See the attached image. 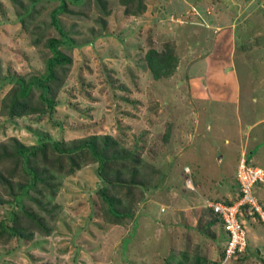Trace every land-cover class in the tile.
I'll list each match as a JSON object with an SVG mask.
<instances>
[{
  "label": "rangeland",
  "instance_id": "rangeland-1",
  "mask_svg": "<svg viewBox=\"0 0 264 264\" xmlns=\"http://www.w3.org/2000/svg\"><path fill=\"white\" fill-rule=\"evenodd\" d=\"M145 4L138 18L111 5L102 34L93 14L81 21L66 17L76 45L62 47L73 64L54 114L0 115V142L15 137L31 146L112 135L159 172L158 188L137 206L134 222L108 225L98 216V164H90L64 179L53 235L30 246L14 240L0 247V264H179L184 253L218 264L264 263V226L255 214L242 216L246 251L225 259L217 236L222 228L214 226L213 238L198 229L208 217L206 199L238 194L241 156L248 153L250 164L264 169V0ZM34 36L10 1L0 0V107L19 78L46 70L49 50L35 46ZM166 44L178 67L172 77L155 80L142 58ZM188 177L197 182L187 183ZM257 192L264 202V186ZM260 216L264 221L263 210Z\"/></svg>",
  "mask_w": 264,
  "mask_h": 264
},
{
  "label": "trees",
  "instance_id": "trees-1",
  "mask_svg": "<svg viewBox=\"0 0 264 264\" xmlns=\"http://www.w3.org/2000/svg\"><path fill=\"white\" fill-rule=\"evenodd\" d=\"M9 1L18 13L22 27L26 30L33 28V44L37 47L42 45L50 53L45 57L44 73L28 79L19 78L2 100L0 115L12 119L54 114L57 96L73 64L71 56L62 47L71 49L76 45V41L70 36L75 26L67 31L64 24L66 17L81 21L93 14L96 26L102 34L113 14L111 5L116 4L123 8L128 17L138 18L146 10L145 0ZM49 6L52 7L50 11ZM50 29H54L59 37L47 36L50 35ZM142 60L155 80L172 77L178 67L177 54L169 44L164 49L150 47ZM170 128L171 125L165 135L166 140L169 139ZM247 157L248 153H245L241 160L243 158L248 166L261 168L250 164ZM90 164H98V176L102 180V187L96 192L98 216L104 223L112 226L134 222L137 208L146 200L147 193L153 187L158 188L154 182L159 181V172L142 162L137 148L126 147L122 140L112 135H93L70 142L48 139L31 146L15 137L0 142V247L9 246L14 240L30 246L38 237H51L60 217L59 205L55 200L62 190L64 179L77 174ZM185 173L189 174L187 171ZM235 177L238 194L234 198L213 197L206 199V203H222L226 206L237 203L244 193L240 189L237 172ZM193 180L195 179L188 177L187 183ZM263 186L264 183H257L252 193L264 212V202L257 192ZM164 188L161 186L162 190ZM207 209V220L202 216L198 229L213 238V233H216L214 226L219 225L222 229L217 236L226 243L229 237L223 220L212 208L207 206ZM250 213L255 214L260 225L264 226L261 213L251 204L240 208L239 220L242 224V216L247 219ZM254 254L258 256L257 251ZM178 257H182L179 264L211 262L204 256L194 255L192 258L188 253ZM220 258H226L225 250L220 253Z\"/></svg>",
  "mask_w": 264,
  "mask_h": 264
},
{
  "label": "built area",
  "instance_id": "built-area-1",
  "mask_svg": "<svg viewBox=\"0 0 264 264\" xmlns=\"http://www.w3.org/2000/svg\"><path fill=\"white\" fill-rule=\"evenodd\" d=\"M237 177L240 189L244 193L241 199L233 206H226L222 203L207 202L214 213L219 215L224 222V229L228 232L229 239L225 243L228 257L241 254L246 251L247 232L244 224L239 220L240 208L245 204H251L259 213L262 207L253 196V187L257 183H264V170L258 167L248 166L242 158L237 170Z\"/></svg>",
  "mask_w": 264,
  "mask_h": 264
},
{
  "label": "clouds",
  "instance_id": "clouds-1",
  "mask_svg": "<svg viewBox=\"0 0 264 264\" xmlns=\"http://www.w3.org/2000/svg\"><path fill=\"white\" fill-rule=\"evenodd\" d=\"M264 170V169H263ZM246 229V228H245ZM247 232V231H246ZM248 235V234H247Z\"/></svg>",
  "mask_w": 264,
  "mask_h": 264
}]
</instances>
